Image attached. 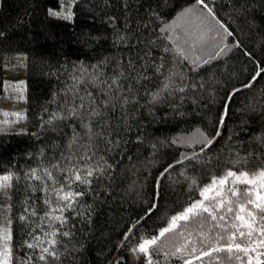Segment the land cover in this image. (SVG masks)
<instances>
[{
	"label": "snow or ice",
	"instance_id": "6c2138e0",
	"mask_svg": "<svg viewBox=\"0 0 264 264\" xmlns=\"http://www.w3.org/2000/svg\"><path fill=\"white\" fill-rule=\"evenodd\" d=\"M230 4L225 18L215 0H103L114 55L49 66L64 79L48 100L31 111L0 109V134L33 140L0 158V264H79L97 206L113 195L134 207L114 244L123 254L106 264H128L126 256L132 264H264V123L249 131L242 117L229 127L235 112L257 110L250 97L233 107L242 91L260 85L264 109V56L230 24L255 0ZM83 6L57 0L45 15L74 23ZM232 53L252 67L225 84L215 106ZM12 55L23 65L28 53ZM0 84L7 98L27 102L25 81ZM161 119L190 131L157 136L149 126ZM137 150L147 153L140 175L121 167Z\"/></svg>",
	"mask_w": 264,
	"mask_h": 264
},
{
	"label": "trees",
	"instance_id": "16d2710c",
	"mask_svg": "<svg viewBox=\"0 0 264 264\" xmlns=\"http://www.w3.org/2000/svg\"><path fill=\"white\" fill-rule=\"evenodd\" d=\"M102 3L103 0H83L84 6L77 13L73 23L45 15V6H56L57 0H0V31L5 33V36L0 38V81H4L5 67L3 65L7 60L5 54L11 57L14 51L27 52L26 108L29 111L48 100L50 93L55 91L64 79L63 76L49 74V66L55 67L58 62L63 64L65 60L85 59L95 62L96 59H102L104 56L114 55V47L104 36L109 29L101 19L107 10L101 7ZM215 3L218 13L226 18L231 11L230 0H215ZM231 3H236V0H231ZM255 4L256 7L251 10L249 16H233L230 24L239 33L238 38L244 46L257 59H260L264 56V0H255ZM17 21L20 22L17 23ZM93 36L100 38L93 40ZM227 64L231 79L222 82L221 88L218 89L215 106H219L220 97L224 95L222 89L225 84L235 83L237 79L242 80L246 75L243 68L251 69L252 67L249 61L239 56V53H232ZM220 67L223 68V65ZM259 87L260 85H256L250 91H242L233 105L234 108L240 109V101L243 100L244 104H248L250 97L252 103L256 104L257 110L235 112L234 119L229 121V127L243 117L247 121L243 127L248 128L249 131L253 128L259 131L257 126L264 123V109L260 108V99L256 94V88ZM2 90L3 85L0 84V94ZM199 104L213 107L206 99L200 100ZM193 107L195 105L191 102L185 106L186 110ZM167 110V105L157 107V111ZM29 128L31 130L30 125ZM149 131L157 136H168L176 132H187L190 129L183 124L176 127L175 122L161 119L152 123ZM240 135L244 136L245 133L241 131ZM32 143L33 140L27 135L0 134V158L7 160L31 147ZM146 156L147 153L143 151H140L138 157L132 154L131 161L125 158L121 167L131 169L140 175L143 169L139 167V164L145 160ZM163 158H166V155ZM131 179H134V176L130 174L129 180ZM188 194L190 193L184 192L180 197L172 196L169 198V203L176 199H183ZM132 207L134 205L131 200H121L115 195L103 206H97L92 231L89 238L84 241L82 254H79V264H106L105 257L111 258L120 253L114 244L128 223L131 215L128 209ZM125 259L128 264H132L130 257L126 256Z\"/></svg>",
	"mask_w": 264,
	"mask_h": 264
},
{
	"label": "rangeland",
	"instance_id": "374dc122",
	"mask_svg": "<svg viewBox=\"0 0 264 264\" xmlns=\"http://www.w3.org/2000/svg\"><path fill=\"white\" fill-rule=\"evenodd\" d=\"M6 63L11 64L12 66L4 68V80H7L9 84H11L12 81H19V80H23L26 82V74H27L26 71L28 69L26 62L25 64L21 65L14 56H11L8 57ZM26 105L27 102H23V101L15 102L14 100L7 98L4 95V88H3L2 93L0 94V109L14 110L16 108H26ZM0 118H2V113H0ZM19 126L21 125H17V127ZM2 202L3 201L0 200V203Z\"/></svg>",
	"mask_w": 264,
	"mask_h": 264
}]
</instances>
